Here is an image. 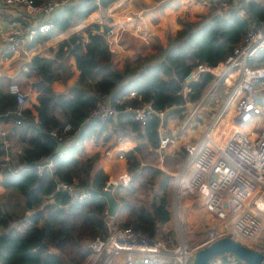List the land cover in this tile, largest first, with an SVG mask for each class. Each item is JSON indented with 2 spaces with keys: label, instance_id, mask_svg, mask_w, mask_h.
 I'll return each mask as SVG.
<instances>
[{
  "label": "trees",
  "instance_id": "obj_1",
  "mask_svg": "<svg viewBox=\"0 0 264 264\" xmlns=\"http://www.w3.org/2000/svg\"><path fill=\"white\" fill-rule=\"evenodd\" d=\"M118 1L72 3L54 18V30L38 36L29 49L84 24L99 9L107 11ZM235 2L219 0L230 7L228 14H210L204 22L179 18L180 29L169 33L166 43L153 44L150 55L128 57L123 68L107 39L114 27L92 24L60 42L53 58L35 56L26 64L28 71L14 78L0 76V188L6 196L0 198V264H86L90 252L85 242L108 236L105 212L110 207L109 195L118 204L115 215L121 226L153 238L162 236L163 227L172 220L175 177L171 174L178 171L187 153L184 149L164 154L161 162L159 116H151L142 127L133 115L123 113V107L128 102H152L157 113L169 112L167 119H184L187 104L200 102L214 77L203 73L186 97L185 78L199 66L215 68L232 55L250 24L240 16V9L264 22L261 0H240L241 8ZM251 66L264 67V54ZM32 76L40 78L31 86L37 93L36 103L20 107L10 86L22 85L24 78ZM74 78L76 82L67 93L54 90L55 82ZM94 88L96 94L92 93ZM132 93L136 98L127 100ZM105 97L120 111L118 129L136 144L132 150L120 152L132 177L129 186L119 185L105 193L111 177L99 167L101 155L80 157L76 145L71 158H54L52 169L40 174L38 163L54 154L58 138L80 133L88 115ZM109 123L113 120L85 125L78 140L82 143L100 137ZM54 131L58 138L52 136ZM57 180L77 182L89 190L91 198L72 204L68 195L58 193L52 203L48 202ZM223 264L231 263L224 260Z\"/></svg>",
  "mask_w": 264,
  "mask_h": 264
},
{
  "label": "built area",
  "instance_id": "obj_2",
  "mask_svg": "<svg viewBox=\"0 0 264 264\" xmlns=\"http://www.w3.org/2000/svg\"><path fill=\"white\" fill-rule=\"evenodd\" d=\"M76 2L6 0L8 6L23 8L32 18H49L42 23L31 24L24 32L14 29L4 34L0 30L3 52L18 53L38 36L48 35L54 30V18L65 5ZM249 23L246 35L225 62L215 68L199 66L183 82V95L186 97L193 92V84L203 73L214 77L207 94L197 106L193 105L194 110L183 122L182 130L198 117L202 104L208 98L219 94L225 97L201 139L186 145V159L178 171L172 173L176 194L180 198L199 196L206 214L216 222L217 228H210L200 245H189L182 237L173 245L131 227H121L109 208L105 212L108 236L85 242V248L90 252L86 264H194L196 254L201 249L225 237L243 245V241L251 242L252 245L245 246L264 256V125L257 123L264 113V107L259 102L264 92V67L251 66L264 54V22L252 18ZM10 93L16 97L20 107L27 104V96L19 84L11 85ZM136 96V93H132L126 99ZM123 113L133 115L142 127L147 126L151 116H159L160 152L175 142L172 134L164 129L168 112L157 113L152 102L141 105L128 102L123 107ZM119 114L120 111L108 100L100 101L88 115L86 123H107ZM69 130L70 126L66 127V131ZM52 136L58 138V133L54 131ZM58 139L62 143L66 142L62 138ZM69 157V151L56 153L59 159ZM120 158L124 160L122 155ZM38 167L42 174L46 169H51L52 164L39 163ZM131 180V175L126 172L118 181L109 182L104 192H111V184L114 187H127ZM58 193L68 195L72 204L91 198L89 190L77 183L57 180L56 189L48 197V202L52 203ZM224 260L231 264H245L233 254L221 255L211 264H223Z\"/></svg>",
  "mask_w": 264,
  "mask_h": 264
},
{
  "label": "rangeland",
  "instance_id": "obj_3",
  "mask_svg": "<svg viewBox=\"0 0 264 264\" xmlns=\"http://www.w3.org/2000/svg\"><path fill=\"white\" fill-rule=\"evenodd\" d=\"M130 1V2H137L141 1V0H120L117 3H115L111 8L115 7L117 4L118 6L121 5V7H124L125 4ZM164 3V2H163ZM165 3H172V0H167V2ZM164 3V4H165ZM236 3H238V6H242L241 3H239V0H236ZM149 9H151V4L149 1ZM163 4V5H164ZM215 4V3H213ZM175 5L180 8V9H174ZM173 4L172 8V12L170 14L169 17H166V30L165 28H162L161 32L160 30L154 31V33L152 34V24H158V22H160L159 24H163V21L161 20L160 17L157 18V11L160 8H155L152 9L151 12L154 13V16H149V14L147 13L146 16H149L148 18L141 20V25L140 28L136 27V20H132V23L134 22V28L136 30L137 36H130L127 35V32H121L120 35L118 37L114 36L115 32H113L110 35V44H111V48L112 50L116 53L117 57H116V62H119V66L120 68H123L125 66L126 63V59L128 57H132L137 53H140L142 56H146V55H150L151 53H153V44H164L166 43L167 40V29L168 27H171V29L173 28L175 22L177 23L178 17L181 14L180 18H185L187 21L191 19H193L194 17H199L201 20V22H204L206 20V0H182L181 2H179L178 4ZM198 5V6H197ZM216 9L220 10L221 14H225L226 10L229 9V7L227 5H223L221 3H217L216 4ZM237 6V8H238ZM120 7V6H119ZM156 7V6H154ZM215 9V10H216ZM96 13V12H95ZM97 13L99 14V17L94 16V18H92L91 16L88 18V20L80 25L77 26L76 28H73V30H70L68 33L67 38H69L71 35L75 34L76 32H79L81 30H83L85 27H87L88 25H92L93 21H100L103 25L104 24H109V25H113L110 22V18H107V14L108 11H100V9L97 11ZM92 20H91V19ZM136 18V17H134ZM90 19V22H89ZM199 21V22H200ZM198 22V23H199ZM178 24V23H177ZM169 25V26H168ZM114 31H116L114 29ZM67 38H57V39H53L52 42L54 44H51V46L47 45L45 46V50H44V46L40 47L38 49V51L40 52V55H42V57H48V58H53L55 56V53L53 51H57L58 50V43L60 41H63L64 39ZM121 42H124V45H121ZM54 45V46H53ZM129 48V49H128ZM32 57L29 55H26L24 53H20V56L17 57L16 59H11L9 61H4L3 64H0V76H9V77H16L21 71H23L25 69V65L27 63V59H31ZM68 66L71 67V70H74V67L72 66V62H68L67 63ZM34 81H37L36 77H33L31 79H25L22 80V88L23 91L25 92V94L28 95L29 97V101L27 102V106L32 107V105L36 102V95L34 92H32L31 90V86L32 83ZM76 82V78L70 80L69 82H67V85L65 87L66 90L64 91V93H67L68 90L72 87H70V84H75ZM70 87V88H69ZM56 91V90H55ZM58 93H61L59 91H56ZM264 92H262L263 94ZM217 95L212 96L210 98L207 99L208 102V106L213 108V110L211 111H206V101L202 104L201 108H200V112L198 115V117H196L191 124L185 128V130L181 129V126L183 124V122L186 120V118L189 116L190 114V110H188L185 114H184V119L180 118V121L178 122V125L176 126L174 123V119L173 117L170 116V118H168V120L165 121V125H164V129H167L169 127H172L173 131L178 133L179 136H188L190 131H194V129H196L199 125V127L202 128V133L200 134V131H198L197 133L195 132V134L193 136H195V139L199 138L198 140L201 139L202 135L205 133L206 131V127L208 126L212 116L214 114H216V111L219 109L218 107V101H216ZM214 99V100H212ZM220 100V104L223 103L224 101V97L223 98H219ZM213 101V102H212ZM200 103V102H199ZM197 103V104H199ZM211 103V105H209ZM217 103V104H215ZM196 103L192 104V105H196ZM216 108V109H215ZM204 109V112L202 111ZM194 110V109H193ZM215 110V111H214ZM186 115V116H185ZM200 116V117H199ZM183 119V120H182ZM167 131V130H166ZM167 132H170L169 130ZM123 134L122 131L120 129H118L116 122L113 123H109L108 124V129L106 134L101 135L100 137L97 136V138L94 140V144H99L100 142L103 143V150L108 153V151L112 148L113 142L114 140H117L119 138V136L117 134ZM111 137H108L110 136ZM173 136V135H172ZM108 137V138H107ZM173 139L176 141V138L173 137ZM197 140V141H198ZM196 142V141H194ZM134 143V142H133ZM112 144L110 147H107L108 145ZM174 145V144H173ZM171 145L169 148L171 149L172 146ZM167 149L161 153V162H163L164 160V154H169L170 149ZM174 151H172L174 153L176 152H183L185 147L183 145L177 144L174 146ZM70 157L72 156V153L69 152ZM119 154H116L115 160L110 161V175L112 177V179H114L113 181H118L119 180V175L126 170V162H121V160H119ZM66 158V159H69ZM154 165H158V163L155 161L153 163ZM181 165V164H180ZM179 165V167H180ZM178 167V169H179ZM174 175V174H171ZM175 183V181H174ZM130 184V183H129ZM129 186V185H128ZM127 186V187H128ZM4 193V194H3ZM1 196L6 197L5 196V192H3V190L0 188V198ZM171 213H172V220L168 225H165V227H163L162 229V236L161 234L156 237L162 240H165L166 242L170 243V244H176L178 239L180 237L183 238V240L189 244V245H200L204 239H206L209 229L212 227H216V222L211 219L210 217H208V215L206 214V210L203 207L202 201L200 200L199 196L197 195H192V196H188V197H183L180 198L177 194H176V189L173 187V194H172V199H171V207H170ZM120 226L121 224L118 223ZM123 227V226H121ZM217 228V227H216ZM173 233V235H170V233ZM262 241H264V236L262 238ZM87 242V241H86ZM243 243L245 245H252L253 243L248 242V241H243Z\"/></svg>",
  "mask_w": 264,
  "mask_h": 264
},
{
  "label": "crops",
  "instance_id": "obj_4",
  "mask_svg": "<svg viewBox=\"0 0 264 264\" xmlns=\"http://www.w3.org/2000/svg\"><path fill=\"white\" fill-rule=\"evenodd\" d=\"M45 1H47V0H38L37 2L38 3H42V2H45ZM149 1H150V4L152 5L151 6V9H149V7H150L149 4H148ZM181 1L182 0H172V3L175 5L176 3L178 4ZM78 2H79V0H77L76 3H78ZM163 2L165 3V2H167V0H141V1H138L137 4L134 1L133 2L128 1L125 4L124 7H121V5H119L120 6L119 7L118 4H117L115 7L111 8L113 6L112 5L107 10L108 11L107 18H110V21L113 24L112 26L116 30V31L113 30V32H115L114 36L118 37L121 32H123V33L124 32H127L126 33V36L127 35H130L132 37L137 36L136 30L134 28V22L132 23V20L134 21V20L137 19L135 21L136 22V27L140 28V26H138V25H141V20H144V19L148 18L149 16H154V13L151 12V10L152 9H155V8H160L156 12L157 13L156 16H157V18L158 17L161 18V20L163 21V24H159L160 22H158V24H155V25L152 24V34L154 33V31H157V30H160L161 32H163L164 30L162 31V28H165V30H166V19H167L166 17H169L170 16V14L172 12V8L171 7L173 6V4H171V3H165L164 4ZM218 2H219V0H206V18L209 17L210 14H214V13L221 14L220 10H217L216 9V7H217L216 4ZM261 2L264 3V0H261ZM76 3H73V4H76ZM213 3H215V4H213ZM221 4H223V3H221ZM71 5H72V3L66 4L65 7H64V9H66L67 7H69ZM223 5H225V4H223ZM236 5L238 6V3H236ZM154 6H156V7H154ZM238 8H241V6L240 7L238 6ZM64 9H62V10H64ZM174 9H180V8L178 7V5L177 6L175 5ZM229 9H230V7H229ZM229 9L226 10V13H225L226 15L230 11ZM102 10L103 9H100V11H102ZM147 13L149 14V16H146ZM239 13H240V16L242 18L248 19L249 22L253 18V17L249 16V14H247L246 11H244V10H241L240 9V12ZM94 16L99 17V14L96 12V13L92 14L91 17L94 18ZM180 16H181V14L179 15L178 19L180 18ZM53 17L54 16H52L51 18H53ZM134 17H136V18H134ZM48 18L47 17H44V16H34L32 18L31 16H29L26 13V11L23 8L14 7V6H8L6 4V0H0V30L4 34L11 33V32H13L14 29H18V30H21L22 32H24V31L28 30V28L30 27L31 24L42 23L45 20H47ZM90 19H89V22H90ZM200 20L201 19L199 17L196 18V17L193 16V19H191V22L197 23ZM93 22H95L93 24H102L100 21L99 22L98 21H93ZM177 23H178V20H177ZM177 23L175 22V24H174V26H173L172 29H171V27H168V29H167V33L168 34L169 33H175L177 30L180 29V26ZM78 26H80V25H78ZM88 26H90V25H88ZM71 30H73V29H71ZM76 33H78V32H76ZM45 36H47V35H45ZM67 36H68V33L66 32V33H63V34H60V35L54 37L53 39H57V38H67ZM109 37L110 36H108L107 39H108V42L110 44V38ZM69 38H67V39H69ZM67 39H64V40H67ZM52 40L49 41V42H45L43 44H40V45H38L37 47H35L33 49H29V45L32 44L34 42L33 41L32 43H29L28 46L25 49L19 51L18 53H4L3 52L2 45L0 44V64H3L4 61H9L11 59H16L17 57L20 56V53H24L26 55H29L32 58L35 57V56H41L42 57V55H40V52L38 51V49L40 47H43L44 46V50H45V48H46L45 46L46 45L48 47V46H51V44H54L52 42ZM60 42H62V41H60ZM121 45L123 46L124 45V42H121ZM110 46H111V44H110ZM32 58L31 59H27L28 60L27 63H29L32 60ZM23 71H28V68H27L26 65H25V69ZM33 77H36L37 80L40 79L37 76H32V78ZM11 78H14V76L11 77ZM25 79H31V78H24L23 80H25ZM67 82H69V81H67ZM67 82H65V83H63V82H55L53 84L54 90L59 91L61 93H64V91L67 88V87H65L66 84H67ZM67 85H69V84H67ZM20 86L23 87L22 85H20ZM71 86H73V84H70V87ZM223 88L224 87H222V90H223ZM208 90H207V92H208ZM207 92H206V94H207ZM92 93L93 94H96L97 93V91H96L95 88L92 90ZM35 95L37 96V93H35ZM26 96H28V95L26 94ZM220 97L223 98L224 96L221 95V94L217 95L216 101H218V107H219V109L221 108V106L223 105V103L225 101V97H224L223 103L220 104V100H219ZM107 100L110 102V98L109 97H105L102 101H107ZM212 100H214V99H212ZM259 102L264 107V93L263 94L261 93ZM215 104H217V103H215ZM209 105H211V103ZM25 106H27V104ZM187 107H188V110L193 111V108H192L193 105H192V103H188L187 104ZM211 110H213V108H211V107L208 106V102L206 100V111H211ZM202 111L204 112V109ZM217 111H216V113H217ZM214 115L212 116V118L214 117ZM212 118H211V120H212ZM211 120H210V122H211ZM116 121H117V118L116 119H113V122H116ZM179 121H180V118H176V119H174V123L173 124H175L177 126ZM257 123H259L260 125H264V113H263V116L257 120ZM94 124H97V123H94ZM101 124H103V123H101ZM85 125H87L86 122L84 123V125H83L80 133L75 134V135H72V136H68L66 138H62L63 141L64 140L66 141L65 143H62V142H60L58 140V146H57L54 154L51 157H49L47 159H44L43 161H41L39 163H44V164L51 163L52 164V167H53V165H54L53 159L56 158L57 151H69V152H71L73 150L72 148H73L74 145L77 146L78 155L80 157H88L89 158V157H92L95 154H98L99 153L101 155V158L99 160V167L100 168H103L104 171L106 173H108L109 175H110V161L115 160V157L114 156L116 154H119L118 157H119V160H121V162H126L125 161V158H123L124 160H122L120 158V156H121L120 152L132 150L135 147L136 144L133 143L132 141H129L128 138L125 136V134L123 132H122L123 134H121V133L120 134H117L119 136V138L117 140H114L113 145L110 144V145L107 146V147H110L112 145V148L108 151V153H106L103 150V143L102 142H100L99 144H94L93 141L96 138H92L94 140H92V139L85 140L84 142L80 143V141L78 139H79V136H80L81 132L82 133L84 132ZM199 126L196 129H194V131L193 130L190 131L189 132V135L186 136V137L185 136H179L178 133H176V132L173 131L172 127L167 128L166 130L167 131L169 130L170 131L169 133H171L173 135V137L176 138V141L174 140L175 142L173 143L174 145L172 144L173 145L172 148L171 149L169 148L170 149L169 154H172L173 153L172 151H174L173 148L176 145V143L177 144H180V145H183L184 147H186V145H188L189 143L194 142V141H197L200 137L197 138V139H195V136H193V135L195 134V132L197 133L198 131H200V134L202 133V128L199 127ZM105 134L106 133H104V135ZM108 137H111V135L108 136ZM126 172H128L127 171V168L119 176H121L122 174H124ZM110 177H111V175H110ZM113 180L114 179H112V177H111L110 182L111 183H114L116 181V180L115 181H113ZM74 183H77V182H74Z\"/></svg>",
  "mask_w": 264,
  "mask_h": 264
},
{
  "label": "water",
  "instance_id": "obj_5",
  "mask_svg": "<svg viewBox=\"0 0 264 264\" xmlns=\"http://www.w3.org/2000/svg\"><path fill=\"white\" fill-rule=\"evenodd\" d=\"M31 166L34 167L35 164H31ZM113 188L114 184H111L109 189L112 190ZM109 201L110 212L112 215H115L118 210V204L110 195ZM224 254H233L246 264H264V256L261 253L252 250L229 237L215 241L211 245L201 249L196 254L194 264H211L215 258Z\"/></svg>",
  "mask_w": 264,
  "mask_h": 264
}]
</instances>
